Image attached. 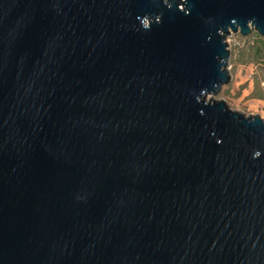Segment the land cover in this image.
I'll return each instance as SVG.
<instances>
[{"label": "water", "instance_id": "95a60500", "mask_svg": "<svg viewBox=\"0 0 264 264\" xmlns=\"http://www.w3.org/2000/svg\"><path fill=\"white\" fill-rule=\"evenodd\" d=\"M188 7L0 0V264H264V120L216 98L264 0Z\"/></svg>", "mask_w": 264, "mask_h": 264}, {"label": "rangeland", "instance_id": "374dc122", "mask_svg": "<svg viewBox=\"0 0 264 264\" xmlns=\"http://www.w3.org/2000/svg\"><path fill=\"white\" fill-rule=\"evenodd\" d=\"M232 80L216 96L229 107L254 114L264 112V36L255 31L229 37Z\"/></svg>", "mask_w": 264, "mask_h": 264}, {"label": "clouds", "instance_id": "9594fccd", "mask_svg": "<svg viewBox=\"0 0 264 264\" xmlns=\"http://www.w3.org/2000/svg\"><path fill=\"white\" fill-rule=\"evenodd\" d=\"M161 2L169 10H171L175 6V7H177L178 11L183 12L186 15H191V9L188 7L189 0H179L178 3H177V0H161ZM137 19L139 20L141 28L143 30L150 31L152 29L153 25L163 24V13H158L155 16H153L151 14H145L143 17H137ZM232 25H236L237 27H233ZM254 25L257 26L256 18L255 17L249 18L247 20L248 29H251ZM240 28H243V26L239 25V22L235 18H233L232 24L227 27V31L229 29L238 31ZM227 31H225L223 28H221L218 30V35L221 36L223 33L227 32ZM205 93H207V91H205L201 95L197 96V101L200 103H207V104L211 105V103H209V98L205 95ZM201 114H203V113H201ZM256 115L259 116L260 120H264V112L253 114V116H256ZM243 116L245 117V119H249V117L246 114ZM261 155H262V153L258 150L253 152V158L254 159L259 158Z\"/></svg>", "mask_w": 264, "mask_h": 264}, {"label": "built area", "instance_id": "2783aa9c", "mask_svg": "<svg viewBox=\"0 0 264 264\" xmlns=\"http://www.w3.org/2000/svg\"><path fill=\"white\" fill-rule=\"evenodd\" d=\"M231 35H232V34H231ZM231 35H230V36H231ZM230 36H229V37H230ZM229 37H228V40H227V41H228V43H229Z\"/></svg>", "mask_w": 264, "mask_h": 264}]
</instances>
